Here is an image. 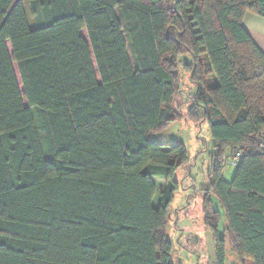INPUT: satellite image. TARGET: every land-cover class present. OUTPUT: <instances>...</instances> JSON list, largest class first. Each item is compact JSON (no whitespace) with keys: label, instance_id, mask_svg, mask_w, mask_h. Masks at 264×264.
Wrapping results in <instances>:
<instances>
[{"label":"trees","instance_id":"trees-1","mask_svg":"<svg viewBox=\"0 0 264 264\" xmlns=\"http://www.w3.org/2000/svg\"><path fill=\"white\" fill-rule=\"evenodd\" d=\"M246 13L264 0H0V264H173L189 156L150 135L180 118L183 78L215 148L200 192L216 264L226 239L264 264V53Z\"/></svg>","mask_w":264,"mask_h":264},{"label":"rangeland","instance_id":"rangeland-1","mask_svg":"<svg viewBox=\"0 0 264 264\" xmlns=\"http://www.w3.org/2000/svg\"><path fill=\"white\" fill-rule=\"evenodd\" d=\"M28 22L30 27L34 28L36 26L29 12ZM81 35L87 38L85 30L81 31ZM128 54L132 60L129 48ZM93 64L95 66L94 61ZM178 70L180 71L181 67H178ZM16 74L21 93H23L17 71ZM97 78L99 79L98 75ZM181 87L183 89L182 95L176 98L174 102L180 118L164 130L150 135V139L157 143L183 144L189 156L188 164L180 167L175 174L179 187L175 191L170 205L172 212L168 219L166 236L172 244L171 257L173 264H216L214 240L212 234L205 229L202 221V195L200 192L201 189L207 186V173L211 167L215 148L207 124L201 119V111L198 117L190 115V111L194 106V85L187 78H183ZM24 105H27L25 100ZM227 149L223 154L225 166L223 173H225L227 179L231 180L230 172L234 169H231L227 164V160H225ZM154 181L157 185V191L153 204L156 206L163 180L155 178ZM226 225L225 217L222 216L218 225L220 235H222ZM225 264H240L237 256L231 251L227 239Z\"/></svg>","mask_w":264,"mask_h":264},{"label":"crops","instance_id":"crops-1","mask_svg":"<svg viewBox=\"0 0 264 264\" xmlns=\"http://www.w3.org/2000/svg\"><path fill=\"white\" fill-rule=\"evenodd\" d=\"M242 25L245 30L249 33L256 45L264 53V17L253 13H246L242 20ZM233 170L230 172V178L233 176ZM224 178L227 179L225 173Z\"/></svg>","mask_w":264,"mask_h":264},{"label":"built area","instance_id":"built-area-1","mask_svg":"<svg viewBox=\"0 0 264 264\" xmlns=\"http://www.w3.org/2000/svg\"><path fill=\"white\" fill-rule=\"evenodd\" d=\"M246 152H248V148L246 147L241 148L235 146L227 149V153L225 154V160H227V164L231 167V169H235L237 167Z\"/></svg>","mask_w":264,"mask_h":264}]
</instances>
